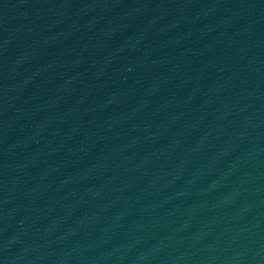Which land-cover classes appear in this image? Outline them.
Instances as JSON below:
<instances>
[{"label":"water","instance_id":"95a60500","mask_svg":"<svg viewBox=\"0 0 264 264\" xmlns=\"http://www.w3.org/2000/svg\"><path fill=\"white\" fill-rule=\"evenodd\" d=\"M0 264H264V0H0Z\"/></svg>","mask_w":264,"mask_h":264}]
</instances>
